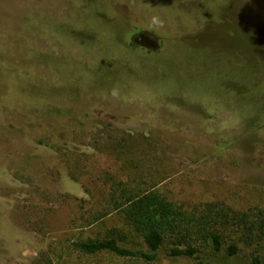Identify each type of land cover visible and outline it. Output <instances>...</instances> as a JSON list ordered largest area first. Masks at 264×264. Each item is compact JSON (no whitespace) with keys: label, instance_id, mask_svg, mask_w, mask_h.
<instances>
[{"label":"rangeland","instance_id":"1","mask_svg":"<svg viewBox=\"0 0 264 264\" xmlns=\"http://www.w3.org/2000/svg\"><path fill=\"white\" fill-rule=\"evenodd\" d=\"M112 183L264 207V0H0V264H190L75 248Z\"/></svg>","mask_w":264,"mask_h":264},{"label":"trees","instance_id":"2","mask_svg":"<svg viewBox=\"0 0 264 264\" xmlns=\"http://www.w3.org/2000/svg\"><path fill=\"white\" fill-rule=\"evenodd\" d=\"M105 205L121 214L142 247L121 244L113 229L103 237L75 240L77 250L147 262L165 255L190 264H264V207L236 211L216 203L187 211L153 186L123 183L105 190Z\"/></svg>","mask_w":264,"mask_h":264}]
</instances>
